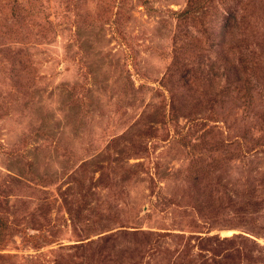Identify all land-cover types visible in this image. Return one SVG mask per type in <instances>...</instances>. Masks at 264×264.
Here are the masks:
<instances>
[{
  "label": "rangeland",
  "instance_id": "374dc122",
  "mask_svg": "<svg viewBox=\"0 0 264 264\" xmlns=\"http://www.w3.org/2000/svg\"><path fill=\"white\" fill-rule=\"evenodd\" d=\"M0 264H264V0H0Z\"/></svg>",
  "mask_w": 264,
  "mask_h": 264
},
{
  "label": "trees",
  "instance_id": "16d2710c",
  "mask_svg": "<svg viewBox=\"0 0 264 264\" xmlns=\"http://www.w3.org/2000/svg\"><path fill=\"white\" fill-rule=\"evenodd\" d=\"M191 9H193L191 6H190V4L186 7V8H184L183 9V13L184 14H190V12H192V10Z\"/></svg>",
  "mask_w": 264,
  "mask_h": 264
}]
</instances>
